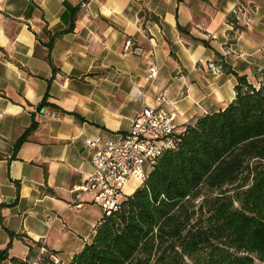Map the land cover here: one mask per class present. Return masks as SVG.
Masks as SVG:
<instances>
[{"label": "crops", "instance_id": "1", "mask_svg": "<svg viewBox=\"0 0 264 264\" xmlns=\"http://www.w3.org/2000/svg\"><path fill=\"white\" fill-rule=\"evenodd\" d=\"M262 48L264 0H0V264L41 244L69 264L103 217L72 192L92 173L86 141L120 140L161 94L178 132L224 110L237 81L210 64L257 89Z\"/></svg>", "mask_w": 264, "mask_h": 264}, {"label": "trees", "instance_id": "2", "mask_svg": "<svg viewBox=\"0 0 264 264\" xmlns=\"http://www.w3.org/2000/svg\"><path fill=\"white\" fill-rule=\"evenodd\" d=\"M214 64L235 77L234 100L187 126L69 264H264V80Z\"/></svg>", "mask_w": 264, "mask_h": 264}, {"label": "built area", "instance_id": "3", "mask_svg": "<svg viewBox=\"0 0 264 264\" xmlns=\"http://www.w3.org/2000/svg\"><path fill=\"white\" fill-rule=\"evenodd\" d=\"M236 12V11H235ZM130 42L126 43L129 47ZM264 54V48L261 49ZM214 73H221L220 65L210 64ZM157 69L151 65L148 79L155 78ZM163 108L144 106L135 116L128 132L118 141L99 142L87 140L86 145L93 150L92 173L81 184L73 187L76 199L85 193L92 196V203L103 211V217L116 213L121 202L129 195L125 187L133 181L137 187L146 180L159 158L167 151L178 148L179 136L176 123L177 113L170 109L171 102L164 94L156 97ZM45 245L37 247L26 264H61L55 254H49Z\"/></svg>", "mask_w": 264, "mask_h": 264}, {"label": "rangeland", "instance_id": "4", "mask_svg": "<svg viewBox=\"0 0 264 264\" xmlns=\"http://www.w3.org/2000/svg\"><path fill=\"white\" fill-rule=\"evenodd\" d=\"M137 188V185L135 182L131 181L129 182V184L125 187V189L123 190L125 194H130L133 189L135 190Z\"/></svg>", "mask_w": 264, "mask_h": 264}]
</instances>
